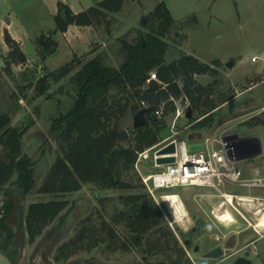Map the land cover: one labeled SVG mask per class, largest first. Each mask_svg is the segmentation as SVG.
I'll use <instances>...</instances> for the list:
<instances>
[{"label":"rangeland","instance_id":"rangeland-1","mask_svg":"<svg viewBox=\"0 0 264 264\" xmlns=\"http://www.w3.org/2000/svg\"><path fill=\"white\" fill-rule=\"evenodd\" d=\"M60 1L79 10L83 6L94 5L99 0H0V60L5 61L4 65H0V111L14 106V102L8 103L13 91H18L20 95L22 93L13 76L5 70L8 65L16 77L22 70L34 71L40 77L47 71L74 61L75 68L70 73L72 75L98 53L104 54L108 63L117 65L123 58L122 39L133 40L138 35L137 28L140 27L142 17L162 0H127L121 12L108 16L110 27L103 20L100 24L90 26L73 23L66 31L58 28L57 16H62L63 11L66 15L65 10L60 7ZM163 1L177 20L175 29L167 37L171 46L166 59L170 61L181 55L191 54L203 62L219 63L216 65L217 74H198L197 79L204 85L213 83L216 97L220 92L233 97L219 106L212 121L205 124H200V121L206 115L192 107L188 99L175 100L176 110L167 115L163 111L157 114L162 119V139L139 156L135 169L128 176L133 187L100 189L93 184H86L80 191L66 195L38 192L58 151L56 141L46 142L51 119L72 105L71 96L66 91L58 90L59 84L64 80L51 87L50 91L54 94L52 98L42 96L32 103L21 98L22 107L14 115L12 124L30 123L23 136V148L25 155L32 160L36 183L31 192H26L25 187L19 185L18 175L15 174L0 194V229L3 223L7 230L15 234L13 240L4 238L0 241V249L14 255V264H140L169 260L168 253L173 250H152L147 253L136 246L133 241L134 232L126 226L125 220L118 224L114 222L115 214L127 207L122 196L140 191L152 195L169 228L176 233L195 264H233L240 255H248L255 263L264 264V229L258 234L254 232V241L247 236L255 231L257 215L264 214L262 201L242 204L236 202L237 208L232 207V211L239 215L241 221L233 223L234 220L229 222L215 216L211 198H222V192L231 193L228 191L231 190L229 185L236 183L224 180L215 186L167 187L158 185L154 178H150L167 171V164L158 163V157H161L158 156L159 153L164 152L168 146L165 144L174 138H182L187 142L208 140L217 149L228 141L234 145L237 158L235 164L242 171L239 179L242 182L236 185L254 184L245 177L239 164L236 139L248 135L253 123L260 122L264 125V112H258L264 108V83L249 90L250 86L264 80V0ZM10 21L11 29L6 26ZM7 31L27 55L24 62L19 60L18 52L8 42ZM14 34L22 41L16 39ZM49 37L55 38L58 43L56 50L44 59V39ZM254 56L258 58L255 61L252 59ZM232 57L236 58L237 65L228 67L227 62ZM70 89L74 91L72 87ZM25 92L27 93V89ZM28 93L31 95L32 91L29 90ZM189 107L193 110L192 118H188L186 114ZM123 124L131 128L134 125V114L127 117ZM172 193L180 196L187 210L181 217L177 216L166 199ZM63 197L74 203L64 211L67 213L65 219L61 221L57 218L42 235L30 242L25 228L29 205L36 201ZM103 220L107 222V229L113 225L118 231L115 241H110L109 232L101 230ZM84 224H95L99 229L98 237L104 235L106 240L78 250L68 260L62 257L57 261L55 257L60 245L76 237ZM186 236L191 237L190 245L184 243ZM147 239L148 236L143 238L142 247L151 244ZM88 241L87 239L86 243ZM125 241L130 243L131 248L126 249L122 245ZM196 245H200L199 251L194 249ZM217 245L224 247L223 256H203V253Z\"/></svg>","mask_w":264,"mask_h":264},{"label":"trees","instance_id":"trees-1","mask_svg":"<svg viewBox=\"0 0 264 264\" xmlns=\"http://www.w3.org/2000/svg\"><path fill=\"white\" fill-rule=\"evenodd\" d=\"M126 2L99 0L75 13L60 1L66 19L57 16L58 28L66 31L73 23L90 26L100 24L103 20L110 27L108 16L121 12ZM176 24L177 20L162 0L142 17L137 28L138 35L133 40L122 39L123 58L117 65L108 63L104 54L98 53L72 75L74 61L47 71L40 77L34 71L22 70L19 78L8 65L5 70L13 76L22 93L20 95L18 91H13L8 103L14 102V106L0 111V194L15 174L18 175L19 185L25 187L26 192H31L36 183L32 160L25 155L23 148V136L30 123L12 124L14 115L22 107L21 98H25L27 103L42 96L52 98L54 94L50 91L51 87L62 80L64 82L59 84L58 90L66 91L71 96L72 105L51 119L46 142L56 141L58 151L38 188L40 193L66 195L80 191L86 184H93L100 189L133 187L128 176L135 169L139 152L162 139V119L157 115V110L162 109L164 115L175 111L177 99H188L192 107L206 115L200 124L211 122L219 106L233 96L220 92L216 97L213 83L204 85L197 79L198 74H217L216 65L219 63L203 62L191 54L170 61L166 59L171 46L167 37ZM6 38L18 52L19 60L24 62L27 55L9 31ZM44 40L45 59L56 50L58 41L53 37ZM178 80L182 83L178 84ZM70 87L74 89L73 92ZM29 90L32 91L31 95ZM143 108H147L148 117L144 126L133 125L128 128L123 124L127 117ZM122 200L127 207L115 214L114 222L118 224L125 220L126 226L134 232L133 241L137 247L147 253L152 250H173L168 253L169 260L140 264H195L176 233L169 228L163 212L150 193L135 192L122 196ZM72 203L67 197L32 202L25 216L29 241L34 242L57 218L63 221L67 214L64 211L73 206ZM106 225V220H103L101 230L109 232L110 241H115L118 231L113 225L109 229ZM1 226L0 236L13 240L15 234L7 230L3 223ZM98 233L95 224H84L76 237L60 245L55 258L57 261L62 257L68 260L78 250L105 241L106 237L103 235L99 238ZM145 236L151 243L148 247H142ZM122 245L126 249L131 248L127 241ZM10 256L14 257L12 253Z\"/></svg>","mask_w":264,"mask_h":264},{"label":"built area","instance_id":"built-area-1","mask_svg":"<svg viewBox=\"0 0 264 264\" xmlns=\"http://www.w3.org/2000/svg\"><path fill=\"white\" fill-rule=\"evenodd\" d=\"M252 59L255 61L258 58L257 56H254ZM161 111L162 109L157 110V114H159ZM172 143L175 144L176 150L174 152L168 153H171V156H175L176 160L167 163L158 162L159 164H167V171L163 172V174L150 176V178H154L158 185L162 183L158 178H168L167 181H163L162 185H160L167 187H174L178 185L215 186L217 183L221 184L224 182V180L230 181L232 183L242 182L239 180L242 171L235 164L237 158L235 155L234 145L229 144L228 141H225L223 143V147L218 149L213 146V143L210 145L208 140L205 142H187L182 138H174L165 145L169 146ZM191 143H203V148L200 150H191L189 147ZM153 146L139 152V156L144 155L146 151L151 149ZM166 153L167 152H161L158 156L167 157L164 156ZM189 173H192V175H189ZM221 194L222 200L213 210L215 216L220 220L221 217L219 212L227 211V204L237 208L236 202L238 204H242L244 202L255 201V198L252 196L227 192H222Z\"/></svg>","mask_w":264,"mask_h":264},{"label":"crops","instance_id":"crops-1","mask_svg":"<svg viewBox=\"0 0 264 264\" xmlns=\"http://www.w3.org/2000/svg\"><path fill=\"white\" fill-rule=\"evenodd\" d=\"M64 4H67L73 12L78 13L84 9H87L90 6L80 8L79 10H75L73 6L69 5L65 1H61ZM92 6V5H91ZM6 26L11 29L12 21L6 23ZM13 34V33H12ZM19 41L21 38L16 34L13 35ZM237 65V62H236ZM264 83V80L250 86L249 90H252L254 87L259 86ZM258 112H264V108L259 110ZM251 129L248 135H242L240 138L237 137V152L239 157V164L242 166L243 172L246 174L245 177L254 182L251 186H241V185H229L231 188L230 191L233 194L240 195H251L255 198V201H262L264 203V125L260 122H255L252 124ZM214 196V195H213ZM222 198L219 196H215V199L211 198V202L213 204V209L221 202ZM227 208L231 210L234 214V222L240 223V217L236 213L232 211V206L227 204ZM262 217V214H258L256 219L258 221ZM226 220V219H225ZM231 222L232 220H227ZM257 221V223H258ZM256 223V224H257ZM255 224V231L248 233L247 236L250 238L249 240L254 241L253 237L254 232L260 233V230L264 228L258 229ZM257 233V234H258Z\"/></svg>","mask_w":264,"mask_h":264},{"label":"water","instance_id":"water-1","mask_svg":"<svg viewBox=\"0 0 264 264\" xmlns=\"http://www.w3.org/2000/svg\"><path fill=\"white\" fill-rule=\"evenodd\" d=\"M62 16L64 17V19H66V15H65L64 11L62 12ZM236 62H237L236 58L232 57L227 62V66L233 67L236 64ZM4 64H5L4 59H1L0 65H4ZM146 113H147V108H143L134 114V126L135 127H141V126H144L146 124V122H147ZM186 114H187L188 118L193 117V110L191 107L188 108ZM189 147L191 150H200L203 148V143H191ZM175 150H176V146L174 143H172L166 147L164 152H174ZM175 160H176V157L172 155V156H167V157H160L158 159V162L159 163H167V162H172ZM3 239L4 238L0 236V241H2ZM184 243L186 245H190L191 244V237L186 236ZM200 248H201L200 245H196L194 247V249L196 251H199ZM224 254H225L224 247L222 245H217V246L213 247L212 249L203 253V256L206 258H219V257L223 256ZM0 264H14L13 258L7 252H5L1 249H0ZM233 264H257V263H255L251 258H249L248 255H240L236 258V260L234 261Z\"/></svg>","mask_w":264,"mask_h":264},{"label":"bare ground","instance_id":"bare-ground-1","mask_svg":"<svg viewBox=\"0 0 264 264\" xmlns=\"http://www.w3.org/2000/svg\"><path fill=\"white\" fill-rule=\"evenodd\" d=\"M164 156H171V153H166ZM189 175H192V173H189ZM159 181L163 183V181H167L168 178H158ZM161 183V184H162ZM166 184V183H165ZM166 199L170 206L174 209L175 213L177 214L178 217H181V215L186 214L187 210L184 206L183 201L181 200L180 196L176 193L168 194L166 196ZM173 211V210H172ZM221 220H235L233 213L231 212L230 209H227L225 212H219ZM182 220V219H181ZM183 221V220H182ZM257 226L259 227H264V214H262V217L257 223Z\"/></svg>","mask_w":264,"mask_h":264},{"label":"clouds","instance_id":"clouds-1","mask_svg":"<svg viewBox=\"0 0 264 264\" xmlns=\"http://www.w3.org/2000/svg\"><path fill=\"white\" fill-rule=\"evenodd\" d=\"M177 83H178V84H181L182 82L178 80Z\"/></svg>","mask_w":264,"mask_h":264}]
</instances>
